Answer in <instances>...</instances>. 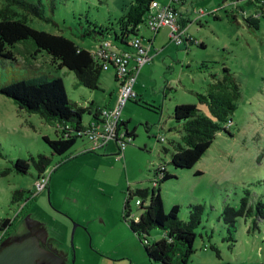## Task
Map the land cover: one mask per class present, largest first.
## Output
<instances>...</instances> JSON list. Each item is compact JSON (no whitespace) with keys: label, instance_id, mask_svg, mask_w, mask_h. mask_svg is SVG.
<instances>
[{"label":"rangeland","instance_id":"1","mask_svg":"<svg viewBox=\"0 0 264 264\" xmlns=\"http://www.w3.org/2000/svg\"><path fill=\"white\" fill-rule=\"evenodd\" d=\"M157 1L171 4V0ZM41 2L46 20L27 16L28 24L36 29L62 34L93 51L98 40L81 37L83 28L117 30L131 23L144 40L153 36L151 54L133 84L137 96L121 111L135 136L120 158L114 140L92 149L95 141L86 137L77 138L63 154L53 153L43 136L57 138L55 124L19 109L0 93V171L8 168L0 176V220L10 221L5 228L10 230L9 239H16L31 220L42 227L63 264H160L146 257L142 242L123 219V204L128 191L151 188L153 170L164 166L174 176L158 185L164 213L177 204L179 219L186 221L189 204L203 205L201 223L194 229L195 252L186 264H264V220L255 216L256 203L264 204V16L260 14H264V4H247L246 0L174 4L179 17L182 14L186 19L185 34L194 40L190 44L182 37V43L176 45L169 26L154 34L144 28V15L139 16L141 9L135 0ZM240 8L244 15L258 17L256 29L247 26ZM32 57L17 52L14 60L0 58V87L13 80L58 76L68 101L79 106L91 101L115 105L119 85L112 67L102 70L98 88L90 90L77 85L71 71L57 68L45 54ZM202 61L206 67H201ZM223 65L234 73L240 87L228 133L217 132L191 168H174L170 154L173 144L181 142L182 130L172 118V108L195 103L208 115L197 94L205 91L211 75H220ZM88 116L83 114V120ZM38 154L50 158L42 174L46 188L40 191L41 180L32 164L27 173L11 168L13 160ZM15 190H23L24 195L13 202ZM137 198L129 200V218L135 219L141 212L135 204ZM243 198L246 204L236 218L231 245L222 213L225 206L239 210ZM2 233L0 229V237ZM163 234L153 228L144 237L153 242Z\"/></svg>","mask_w":264,"mask_h":264},{"label":"trees","instance_id":"2","mask_svg":"<svg viewBox=\"0 0 264 264\" xmlns=\"http://www.w3.org/2000/svg\"><path fill=\"white\" fill-rule=\"evenodd\" d=\"M137 8L141 9L139 16L148 13V5L154 0H135ZM239 0H231L237 3ZM172 4H183V0L171 1ZM247 4H264V0H246ZM54 4H52V7ZM237 7V4L235 5ZM242 16L247 26L256 29L258 17ZM264 16L263 13H260ZM32 15L44 19V7L41 0H2L0 6V58L14 60L15 53H27L31 58L35 54H45L50 62L57 68H66L76 79V84L87 89L98 88L99 78L104 64H110L108 54L111 50H123L128 46L131 36L137 34L131 23L117 29H99L94 26L83 28L81 37H91L98 40L95 50L89 51L77 45L70 38L62 34H53L36 29L27 22V16ZM138 17V16H137ZM235 20V16H232ZM185 41L192 44L194 40L188 36ZM198 45L203 47V43ZM205 61L201 67H206ZM212 80L207 84L203 93H198V103L206 105L208 115L204 114L195 103L176 104L172 108V118L181 127V142L173 144L170 154V163L174 168H191L212 144L217 132L223 130L228 133L227 123L236 109L240 98V87L234 73L226 66L221 67L220 75H211ZM0 93L10 98L21 110L38 114L46 122L55 124L57 138L51 139L43 136L50 150L55 154L67 152L76 142L77 138L85 137L87 123L97 119L100 107L91 101L86 106H79L66 98L63 83L58 76H39L29 79L13 80L0 87ZM89 116L84 121L83 114ZM126 145L134 138V130L127 129V121L121 122ZM1 156V146H0ZM50 158L38 154L27 159L17 158L11 162L12 169L18 173H27L30 165L36 169L39 179L49 165ZM8 173V168L0 171V176ZM154 181L151 188H137L128 191L123 204V219L130 230L137 235L143 244V249L149 261L160 264H186L195 252L194 229L201 223L203 205L200 203L187 206L188 217L186 221L178 217L179 205L174 204L167 213H164L160 197L159 183L174 176L165 170L164 166L153 170ZM24 195L23 190H15L11 201H17ZM137 196L140 200L138 207L141 212L137 217H130L129 200ZM28 199V197H27ZM145 200L147 201L144 204ZM27 201V200H26ZM246 199L241 200L239 210L225 206L222 216L227 225V239L231 245L235 241L236 218L242 215ZM256 219L264 220V204L256 203ZM9 219L0 220V229L9 225ZM153 228L163 230V237L149 242L144 237ZM211 248L218 256L214 246Z\"/></svg>","mask_w":264,"mask_h":264},{"label":"built area","instance_id":"3","mask_svg":"<svg viewBox=\"0 0 264 264\" xmlns=\"http://www.w3.org/2000/svg\"><path fill=\"white\" fill-rule=\"evenodd\" d=\"M175 1V0H171ZM144 25L154 34L162 26H169L171 29L170 38L179 45L183 38H188L185 30L178 23V11L174 4L163 5L156 0L148 5V13L144 20ZM127 49L111 50L108 54L110 63L113 65L114 77L118 83V94L113 107L100 108L97 119L90 120L87 123L85 137L94 142V148H100L108 140H114L117 145V158L123 154L126 146L124 132L121 129V111L123 106L130 99L136 96L133 91V84L136 81L137 73L144 63L150 57L148 55L149 44L145 43L143 38L138 34L131 36L128 41ZM110 64H104L103 69L107 70ZM39 191L44 189L46 184L43 176L39 178ZM135 204L139 205L140 200L136 199Z\"/></svg>","mask_w":264,"mask_h":264},{"label":"water","instance_id":"4","mask_svg":"<svg viewBox=\"0 0 264 264\" xmlns=\"http://www.w3.org/2000/svg\"><path fill=\"white\" fill-rule=\"evenodd\" d=\"M53 255L50 249L40 247L35 237L21 236L0 249V264H50Z\"/></svg>","mask_w":264,"mask_h":264},{"label":"flooded vegetation","instance_id":"5","mask_svg":"<svg viewBox=\"0 0 264 264\" xmlns=\"http://www.w3.org/2000/svg\"><path fill=\"white\" fill-rule=\"evenodd\" d=\"M45 188H46V186H45ZM25 203H26V201H25ZM6 227H4L2 229L3 233L1 234V237H0V249L3 246H5L7 243H9L10 241L16 240L21 236H33L38 240V244L40 247H42L45 250L50 249L53 252L54 255L51 256L52 259L50 261H52V262L50 264H63L62 256L56 250H54L51 247L49 240L46 237V234L44 233V230L36 221L35 222L31 221V220L27 221V224L24 225V230L20 234L16 235V237H15L16 239H13V240L9 239V238H11L10 237L11 233H10V230H8V231L5 230ZM13 237H14V235H13Z\"/></svg>","mask_w":264,"mask_h":264},{"label":"crops","instance_id":"6","mask_svg":"<svg viewBox=\"0 0 264 264\" xmlns=\"http://www.w3.org/2000/svg\"><path fill=\"white\" fill-rule=\"evenodd\" d=\"M157 1V0H156ZM158 2V1H157ZM159 3V2H158ZM178 11V10H177ZM178 23H179V25H180V27L181 28H183V29H185V24H186V19H185V17L184 16H182V14H180V17H179V12H178ZM144 28L147 30V31H149V32H151L145 25H144ZM136 30V29H135ZM136 32H137V30H136ZM152 33V32H151ZM137 34H138V32H137ZM139 35V34H138ZM140 36V35H139ZM149 37H151V36H149ZM143 38V37H142ZM152 38H153V36L151 37V39L149 40V39H146V40H144V42L145 43H148V44H152ZM197 43H199V42H197ZM122 48H124V49H127V48H129L128 46H126V47H122ZM150 54H151V46H149V50H148V55L150 56ZM114 80H115V77H114ZM115 82H116V80H115ZM136 82V81H135ZM117 83V82H116ZM136 96H137V94H136ZM95 105H97V107H100V108H102V107H111L110 106V104H95ZM126 105V104H125ZM121 120L122 121H125L123 118H121ZM128 129V128H127ZM106 145V144H105ZM105 145H103V146H105ZM101 148V147H100Z\"/></svg>","mask_w":264,"mask_h":264}]
</instances>
